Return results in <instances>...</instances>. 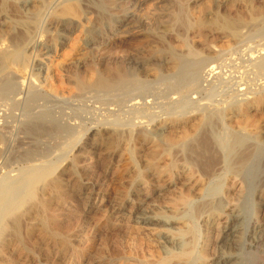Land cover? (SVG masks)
I'll use <instances>...</instances> for the list:
<instances>
[{
	"label": "rangeland",
	"instance_id": "obj_1",
	"mask_svg": "<svg viewBox=\"0 0 264 264\" xmlns=\"http://www.w3.org/2000/svg\"><path fill=\"white\" fill-rule=\"evenodd\" d=\"M0 58V198L12 206L0 264H186V252L221 264L254 250L264 0H0ZM90 71L122 81L101 90ZM238 133L232 161L259 151L247 177L227 167ZM39 167L20 198L2 188L29 187Z\"/></svg>",
	"mask_w": 264,
	"mask_h": 264
},
{
	"label": "bare ground",
	"instance_id": "obj_2",
	"mask_svg": "<svg viewBox=\"0 0 264 264\" xmlns=\"http://www.w3.org/2000/svg\"><path fill=\"white\" fill-rule=\"evenodd\" d=\"M37 13V11H36ZM35 14V13H34ZM15 15V14H14ZM35 15L34 17L32 16V20H31V23L34 24L36 22V19H35ZM261 23V22H260ZM228 24V23H227ZM228 27V25H227ZM230 28V27H229ZM7 53V51H5ZM4 52V54H5ZM187 52V55L185 57H190V58H197L198 57V53L193 51V50H190L188 49ZM3 55V54H2ZM184 56V55H183ZM182 56V57H183ZM9 57L10 59L12 60H17L21 57V54L18 53L17 51H10L9 52ZM180 55L178 56V54H171V58H172V64L174 65L175 68H178L180 67L185 61H184V57L182 58ZM170 58V59H171ZM187 58V59H188ZM1 59V58H0ZM260 60V59H259ZM264 61V60H262ZM2 65V64H1ZM4 68V67H3ZM91 73L89 74L90 77H89V81L88 83L98 89H101V90H108V89H111L114 85L116 84H119L121 83L122 79L119 78V74L117 73L116 75L118 76L115 81L114 80H110L108 78H104L102 76H100L99 73L95 72V71H90ZM88 73V72H87ZM84 75L85 73L84 72H80V77L81 78H84ZM5 83V82H4ZM183 83H179L177 86L180 88L181 85ZM2 85V83H1ZM183 87V86H182ZM8 88V86H7ZM216 118V117H215ZM214 119V118H213ZM35 124V123H34ZM42 124V123H41ZM40 125V124H39ZM52 125V124H51ZM61 125V124H60ZM29 126V125H28ZM37 126V125H36ZM55 126V125H54ZM1 127V126H0ZM53 127V125H52ZM26 128V127H25ZM40 128V127H39ZM55 129H58L56 127H54ZM30 130V129H29ZM46 130V129H45ZM52 130V129H51ZM43 131V130H42ZM208 131V130H207ZM35 132V131H34ZM58 132V131H57ZM69 133V132H67ZM237 133V132H236ZM235 133V134H236ZM31 134V133H30ZM33 134V133H32ZM70 135V133H69ZM242 135V134H241ZM244 136H241L239 135L238 133V136L236 135H232L231 138H230V141L228 142L227 144V167L229 170L233 171L234 173H237V175H241V176H250L252 173H255V169L258 168L256 162H254V160L256 158H258V154H259V151L258 149H254V150H249V152L247 154H243L241 153V155L238 157L237 155V158H234V160L232 161V158L234 157V154H236V149L241 147L243 145V139L242 138ZM207 139V138H206ZM246 139V138H245ZM209 142V141H208ZM211 142V141H210ZM212 144V143H211ZM187 145V144H186ZM192 145V144H191ZM209 145V144H208ZM201 147V146H200ZM207 147V146H206ZM246 147V146H245ZM205 148V147H204ZM249 147H247L248 149ZM188 149V148H187ZM201 149V148H200ZM209 149V147L207 148ZM218 152V151H217ZM241 152V151H240ZM198 153V152H197ZM208 153V152H207ZM199 154V153H198ZM210 154V153H209ZM38 155V154H37ZM196 155V154H195ZM198 156V155H197ZM210 156V155H209ZM224 157V156H223ZM203 159V158H202ZM212 160V159H211ZM45 162V161H44ZM46 165V164H45ZM262 167H264V163H262L261 165ZM261 167V168H262ZM39 171H35V170H30L25 176H26V183L29 185V187H25V188H20L18 187V183L15 182V183H11L10 185H5V186H2V188L4 190H9V191H12L13 193H15V197L18 199L20 198V195L22 193V191H27V192H30L29 188L30 186L35 182V179L38 178V176H40V174H42L45 170H46V167H39L38 168ZM262 171V170H261ZM21 179V177H19V180ZM25 179V178H24ZM242 179V177H241ZM249 180V179H248ZM261 181V180H260ZM242 182V181H241ZM9 184V183H8ZM24 193V192H23ZM5 194V193H4ZM244 197V194L241 198ZM222 201V200H221ZM243 202V201H242ZM208 205H213V206H219V201H215L214 203H209ZM243 205V204H242ZM241 205V206H242ZM204 206V205H203ZM239 206V207H241ZM238 207V208H239ZM243 207V206H242ZM232 208V207H231ZM199 209V208H198ZM211 209V208H210ZM240 209V208H239ZM12 210V206H11V203H10V200L9 199H5L4 197L0 198V233L2 231V228H1V223H2V220L3 218L10 214ZM242 210V209H240ZM239 210V211H240ZM236 212V211H235ZM234 212V213H235ZM234 218V217H233ZM247 218V217H246ZM238 219V217L236 218V220ZM242 219V217H241ZM235 220V219H234ZM240 220V219H239ZM235 223V222H234ZM239 224V222H238ZM237 224V225H238ZM250 224H252V222L250 221ZM231 226V225H230ZM253 227L255 228V232L250 236V238H252V248L254 249L253 251H249L247 253V256L246 258H242V259H235L234 257H227L224 259V261H222L221 264H264V262H262L260 259L261 257H264V228L260 227V226H257L256 223H253ZM237 228V227H236ZM253 229V228H251ZM229 230V229H228ZM229 232V231H228ZM231 235L233 237H235V233H236V230L235 228L233 227V229L231 230ZM252 233V232H251ZM232 238V237H231ZM234 243V242H233ZM257 255H259L260 257H258ZM178 258L184 260V262L186 264H190V252H186L182 255H180ZM216 263V262H215Z\"/></svg>",
	"mask_w": 264,
	"mask_h": 264
}]
</instances>
